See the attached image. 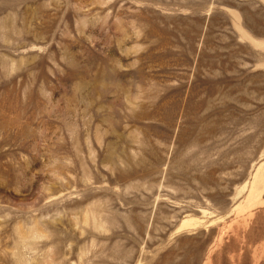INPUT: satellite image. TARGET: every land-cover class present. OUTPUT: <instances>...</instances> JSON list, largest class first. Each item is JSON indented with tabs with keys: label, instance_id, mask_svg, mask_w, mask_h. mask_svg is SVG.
Instances as JSON below:
<instances>
[{
	"label": "rangeland",
	"instance_id": "obj_1",
	"mask_svg": "<svg viewBox=\"0 0 264 264\" xmlns=\"http://www.w3.org/2000/svg\"><path fill=\"white\" fill-rule=\"evenodd\" d=\"M0 264H264V0H0Z\"/></svg>",
	"mask_w": 264,
	"mask_h": 264
}]
</instances>
